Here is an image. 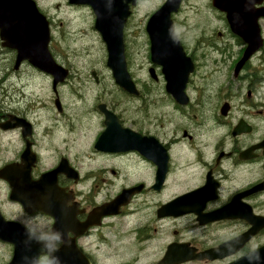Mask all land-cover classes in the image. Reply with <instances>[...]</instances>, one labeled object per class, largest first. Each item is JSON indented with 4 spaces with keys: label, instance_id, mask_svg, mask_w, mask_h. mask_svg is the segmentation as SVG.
Masks as SVG:
<instances>
[{
    "label": "flooded vegetation",
    "instance_id": "obj_1",
    "mask_svg": "<svg viewBox=\"0 0 264 264\" xmlns=\"http://www.w3.org/2000/svg\"><path fill=\"white\" fill-rule=\"evenodd\" d=\"M237 6V28L211 1L201 34H178L195 65L186 103L167 92L159 65L153 83L133 77L138 93L118 84L116 94L101 89L81 111L83 120L61 102L65 82L52 87L57 114L45 120L30 105L22 110L0 99V214L15 225L9 239L0 236V264H19L23 252L14 217L25 204L13 191L26 193L29 209H43L65 232L58 255L67 264L77 257L89 264H140L145 257L143 264H165L169 247L187 258L173 264H231L239 260L235 251H218L228 231L254 232L242 242L264 246V0ZM257 25L261 44L244 59ZM136 186L140 191L117 214L99 210ZM133 216L137 223L117 225Z\"/></svg>",
    "mask_w": 264,
    "mask_h": 264
},
{
    "label": "rangeland",
    "instance_id": "obj_2",
    "mask_svg": "<svg viewBox=\"0 0 264 264\" xmlns=\"http://www.w3.org/2000/svg\"><path fill=\"white\" fill-rule=\"evenodd\" d=\"M35 1L50 21L52 36L50 50L53 56L59 64L70 70L65 85L60 87L61 102L67 109L76 110L77 116L83 120L85 114L81 111L90 108L92 100L101 89H107L106 93L114 94L119 90L113 85H116V82L111 69L107 66L106 44L94 28L95 14L91 7L71 5L68 0ZM164 2L165 0H139L133 7V13L125 27L124 41L128 69L131 76L142 83L154 82L148 72L153 64L150 59L146 22ZM209 2L211 0H184L180 12L174 15L177 34L189 36L201 34L204 10L207 9ZM14 62L15 55L6 51L0 39L1 103L17 106L22 110L30 105L36 108L35 114L41 120L57 114L54 105L55 95L52 91V76L35 69L27 62H24L19 69H15ZM93 71L99 77L98 82L93 76ZM195 82H203L201 73L195 75ZM73 89L77 92L74 93ZM78 158L89 165L90 159H85L84 155L82 157L79 154ZM137 217L133 216L128 222L126 219H119L117 225H133L139 221ZM147 259L148 257H145V261Z\"/></svg>",
    "mask_w": 264,
    "mask_h": 264
},
{
    "label": "water",
    "instance_id": "obj_3",
    "mask_svg": "<svg viewBox=\"0 0 264 264\" xmlns=\"http://www.w3.org/2000/svg\"><path fill=\"white\" fill-rule=\"evenodd\" d=\"M72 4L89 5L95 13V28L101 33L108 50L107 64L113 71L115 81L130 93H138L128 70L124 47V26L132 13L131 6L138 0H68ZM260 0H251L252 3ZM182 0H166L148 19L147 32L151 41V60L162 66V71L167 80V91L172 93L180 103L188 101L185 93L189 74L194 65L182 50L179 39L173 28L172 14L176 13ZM246 0H213V4L228 13V19L233 28H237L235 13L237 5ZM256 28V27H255ZM256 39L249 42L244 59L250 56L261 44L259 27L257 26ZM0 37L3 45L17 51L15 68L23 60L29 61L40 70L53 76L54 87L63 82L68 76V70L56 62L49 49L51 39L49 20L40 11L35 0H0ZM150 73L155 77L154 68ZM60 106L59 100L56 101ZM105 132L101 138L106 137ZM153 158V153L148 154ZM51 171L50 174L57 172ZM47 175V174H46ZM140 186L124 189L112 202L101 207L104 214L117 213L121 205L127 203ZM12 197L26 205V193ZM14 223L6 222L0 215V236L9 239L13 232ZM254 232H248L239 237L240 241L249 239ZM224 248V245L220 247ZM264 251V246H261ZM234 252V251H233ZM231 252V253H233ZM77 253L80 256L79 251ZM231 253L225 254V256ZM187 258L178 257L173 247L168 249L165 263H179ZM69 261V260H68ZM63 264H67L63 261ZM69 264H89L87 260L80 263L79 257L70 260ZM231 264H245L241 259Z\"/></svg>",
    "mask_w": 264,
    "mask_h": 264
},
{
    "label": "clouds",
    "instance_id": "obj_4",
    "mask_svg": "<svg viewBox=\"0 0 264 264\" xmlns=\"http://www.w3.org/2000/svg\"><path fill=\"white\" fill-rule=\"evenodd\" d=\"M14 219L23 228L24 236L19 264H63L58 253L65 243V232L53 226L43 209H29L25 205ZM219 242L224 244L223 249H218L220 252L227 254L235 251L237 259L245 264H264L262 248L254 241L247 244L241 242L234 231L221 233Z\"/></svg>",
    "mask_w": 264,
    "mask_h": 264
}]
</instances>
